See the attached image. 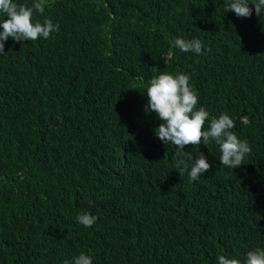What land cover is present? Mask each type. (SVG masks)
<instances>
[{
	"label": "trees",
	"instance_id": "1",
	"mask_svg": "<svg viewBox=\"0 0 264 264\" xmlns=\"http://www.w3.org/2000/svg\"><path fill=\"white\" fill-rule=\"evenodd\" d=\"M227 2L48 0L33 20L59 32L5 42L0 264L80 253L93 264H218L264 248V14L258 0L250 18ZM177 37L199 39L202 54L175 47ZM163 72L189 74L206 128L222 113L234 120L251 147L242 165H221L215 143L186 147L211 165L198 181L192 161L169 163L151 139L163 121L146 111L149 81ZM84 213L98 217L92 227L78 222Z\"/></svg>",
	"mask_w": 264,
	"mask_h": 264
},
{
	"label": "clouds",
	"instance_id": "2",
	"mask_svg": "<svg viewBox=\"0 0 264 264\" xmlns=\"http://www.w3.org/2000/svg\"><path fill=\"white\" fill-rule=\"evenodd\" d=\"M47 3L48 0H33L32 5L28 6L14 0H0V16L5 17L0 20V53L5 52V42L9 38L23 43L41 37L48 39L50 34L59 32V24L53 23L51 19L45 18L43 23L33 20L35 13L44 14ZM249 5V0H228L225 11H232L237 17L250 18L253 8ZM251 5H254L258 17L264 14V0H258ZM174 46L186 53L202 54L203 49L202 42L197 38L177 37ZM189 81V74L182 72L176 74L163 72L154 76L146 89L148 97L146 111L155 112L163 121L151 131L154 144L167 148V152L162 151V154L169 163L175 164L177 170L181 166L188 168V161H192L188 175L190 181L195 182L211 170V165L208 157L201 151L193 158L190 152L185 151L187 145L196 147L215 143L221 152L219 158L221 165L231 169L244 163L246 155L251 152V147L246 139H239L232 131L236 125L226 113H222L218 118H212L209 126L205 127L210 113L205 109V105L198 101V92ZM240 120L244 124L249 122L247 116L241 117ZM184 157H187V160ZM154 168L158 170L157 167ZM97 219V216L89 213L77 217L78 222L86 228L92 227ZM64 264H93V260L90 255L80 253L73 261L66 260ZM218 264H264V248L257 247L247 252L243 261L220 255Z\"/></svg>",
	"mask_w": 264,
	"mask_h": 264
}]
</instances>
